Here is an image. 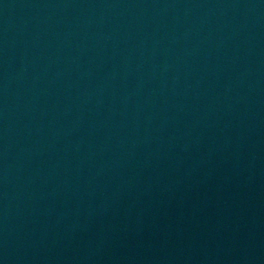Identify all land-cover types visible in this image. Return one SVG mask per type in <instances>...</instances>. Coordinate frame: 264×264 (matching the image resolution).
Listing matches in <instances>:
<instances>
[{
	"label": "water",
	"instance_id": "95a60500",
	"mask_svg": "<svg viewBox=\"0 0 264 264\" xmlns=\"http://www.w3.org/2000/svg\"><path fill=\"white\" fill-rule=\"evenodd\" d=\"M0 264H264V0H0Z\"/></svg>",
	"mask_w": 264,
	"mask_h": 264
}]
</instances>
